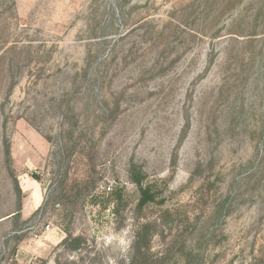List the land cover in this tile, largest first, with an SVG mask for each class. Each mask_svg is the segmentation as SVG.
Masks as SVG:
<instances>
[{
  "label": "rangeland",
  "instance_id": "1",
  "mask_svg": "<svg viewBox=\"0 0 264 264\" xmlns=\"http://www.w3.org/2000/svg\"><path fill=\"white\" fill-rule=\"evenodd\" d=\"M139 221L264 264V0H0V264H130Z\"/></svg>",
  "mask_w": 264,
  "mask_h": 264
},
{
  "label": "trees",
  "instance_id": "2",
  "mask_svg": "<svg viewBox=\"0 0 264 264\" xmlns=\"http://www.w3.org/2000/svg\"><path fill=\"white\" fill-rule=\"evenodd\" d=\"M2 151L4 162L6 165L9 164L10 161V147L9 141L7 139L2 138ZM6 169L7 166H6ZM129 177L131 182L136 186L139 192V199L137 203V211L141 212L144 208H146L149 204L155 203L157 199L156 192L153 190L152 184H145V176L140 166L132 164L128 170ZM33 178H35L32 175ZM37 179V178H35ZM16 186V191L20 197V189H18V184L16 180H14ZM116 203V208L114 209V213L118 214L120 207L119 204L122 203V207L125 205L123 197L119 194L117 195L114 200ZM19 211L17 210L16 214L13 217L19 215ZM150 241H151V231H150V223L148 222H141L139 221L135 227L134 231V256L130 264H158V256L153 255L150 250ZM75 246L74 249L78 248L80 245V239L74 238ZM160 259V258H159ZM163 260V259H160Z\"/></svg>",
  "mask_w": 264,
  "mask_h": 264
},
{
  "label": "built area",
  "instance_id": "3",
  "mask_svg": "<svg viewBox=\"0 0 264 264\" xmlns=\"http://www.w3.org/2000/svg\"><path fill=\"white\" fill-rule=\"evenodd\" d=\"M32 229H33V227L30 228V226H29V227H27V228L25 229V231H29V230H32ZM42 232H43V233H49V232H50V226H46V227L44 228V230H42ZM34 238H39V237L35 235Z\"/></svg>",
  "mask_w": 264,
  "mask_h": 264
}]
</instances>
